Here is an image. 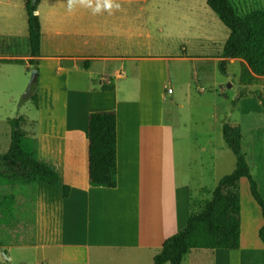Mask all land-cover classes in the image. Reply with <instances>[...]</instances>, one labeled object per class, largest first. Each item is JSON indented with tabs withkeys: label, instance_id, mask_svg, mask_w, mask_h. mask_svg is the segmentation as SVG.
Wrapping results in <instances>:
<instances>
[{
	"label": "rangeland",
	"instance_id": "374dc122",
	"mask_svg": "<svg viewBox=\"0 0 264 264\" xmlns=\"http://www.w3.org/2000/svg\"><path fill=\"white\" fill-rule=\"evenodd\" d=\"M232 1L240 13L264 5V0ZM24 4L25 0H0L2 174L10 172L2 155L10 142V120L14 116L24 117L22 127L40 159L48 158L50 145L60 146L63 138L68 150L81 153L83 137L74 125V117L80 114L85 123L90 109H93L91 114L98 111L96 104L99 98L96 93L87 91L94 84V78H102L100 63L107 67V72L111 69L106 61L91 60L88 68L80 60L61 59L43 51L37 68L34 65L27 68L24 55L29 52V42ZM48 6L47 3L40 6L42 15L47 14ZM145 7L148 12L145 26L153 38L156 37L154 27L160 26L163 35L176 31L178 36L191 38L195 48L210 55L222 56L223 42L229 28L208 6L207 0H148ZM62 8L66 17L60 21L61 26L66 21L64 27L76 28L83 33L88 32L89 27L100 29L106 25L104 9L94 11L95 0L91 7L76 4L71 10L68 0H62ZM73 9L81 15L72 14ZM218 62L209 59L198 63V66H203L199 78L202 87L207 90L194 89L191 95L193 170L195 177L199 171L204 172L203 177L197 176L192 190L196 210L201 209L203 202L211 197L218 179L235 166V155L223 138L224 123H229L232 136L238 139L245 151L251 173L264 196V109L256 96L257 92L264 96V75H256L251 82H245L241 77L245 64L241 58L228 60L226 73L221 72ZM33 69L40 72L31 79ZM240 88L246 95L239 98L237 106H233L232 99L236 98ZM147 102L153 106V95ZM202 159L206 166L199 170ZM79 176L84 178L85 174L81 172ZM10 182L0 184V203L5 196L15 198L16 216L13 211L12 218L15 225L9 227L0 223V264H85L75 260L71 253L69 241L76 236L73 233L76 232L77 210L75 213L70 208L67 219L60 216L57 198L62 195L61 189L58 192L55 187L45 184L49 193V198L45 199V185L27 181L23 177ZM200 182L205 185L204 190L198 189ZM97 199L102 200L95 199L94 213L103 216L105 228L110 233L113 216L126 212L127 205L115 200L111 193L100 192ZM218 207L238 216L240 239L227 247H193L183 257L181 264H264V244L258 235L262 224L260 208L251 196L246 177L237 181V187L224 190ZM63 228L66 229L65 235H68L66 240H60ZM142 248L90 247L88 264H130L131 257L135 256L138 257L136 264H151L156 254L148 259L153 247ZM139 257L144 261L139 262ZM165 264L172 263L168 261Z\"/></svg>",
	"mask_w": 264,
	"mask_h": 264
},
{
	"label": "crops",
	"instance_id": "0c3cea01",
	"mask_svg": "<svg viewBox=\"0 0 264 264\" xmlns=\"http://www.w3.org/2000/svg\"><path fill=\"white\" fill-rule=\"evenodd\" d=\"M147 1L114 0L120 7L111 12L104 9L106 25L100 29L89 27V31L83 33L64 27L66 21L61 26L60 21L66 17L62 0H39L37 5L41 28L39 59L43 51L61 59L80 60L83 66L87 61L85 67L88 68L91 60L106 61L111 68L107 72V67L100 63L102 78H94V84L87 91L96 93L99 98L98 111L116 114L117 152L111 183L94 181L91 176L90 129L94 112H90L93 109L87 112L85 123L80 114L73 120L83 137L81 153L68 150L63 138L60 146L50 145L48 158H41L60 176L57 185H46L55 187L58 192L60 189L62 192L63 184L70 186L68 195L57 198L59 213L67 219L70 208L77 210L76 232L73 233L76 236L69 242L75 260L85 264L89 261L90 247L99 246L153 247L148 257L151 259L167 237L187 224L194 181L204 173L199 171L195 177L193 170L191 95L194 89L207 90L202 87L199 72L203 66L198 63L209 59L217 61L222 56L195 48L191 38L178 36L176 31L163 35L160 26L154 27L156 37L153 38L145 26ZM44 3L49 5L46 15L40 11ZM73 12L75 16L81 15L74 9ZM47 24L50 26L44 27ZM24 57L28 68L29 52ZM102 84L110 88L104 90ZM152 95L153 106L147 102ZM205 166L206 162L200 160L199 170ZM81 172L84 178L79 176ZM46 185L45 199L49 198ZM204 187L203 182L198 184V189L204 190ZM100 192L111 193L115 200L127 205L126 212L113 216L110 233L103 216L94 213L95 199L102 200L97 199ZM10 196L16 216V200ZM65 231L63 228L60 240H66ZM137 259V256L131 257L130 264H136ZM140 261L144 258L139 257Z\"/></svg>",
	"mask_w": 264,
	"mask_h": 264
},
{
	"label": "trees",
	"instance_id": "16d2710c",
	"mask_svg": "<svg viewBox=\"0 0 264 264\" xmlns=\"http://www.w3.org/2000/svg\"><path fill=\"white\" fill-rule=\"evenodd\" d=\"M39 0H25L27 14V31L29 42L28 63L37 68L40 56V18L36 13ZM208 6L219 19L229 28V34L223 45L222 57L218 66L221 72H227L228 58H241L244 67L241 77L245 82H251L256 75H264V5L240 13L232 0H207ZM88 62L85 61V66ZM106 90L110 86L102 84ZM244 95L239 89L236 98L232 99L237 106L239 98ZM264 109V96L257 92ZM23 116H14L10 120V142L2 155L9 173L0 172V183L10 182L14 178L23 177L27 181L43 182L57 185L59 173L44 160L38 158L33 142L27 138L22 125ZM223 138L235 155V166L232 171L220 177L212 190L211 197L203 202L201 209L194 207L192 199L191 213L187 224L167 237L161 249L154 255L151 264H162L170 261L181 264L183 257L193 247L215 248L227 247L240 239L241 223L237 215L218 207L223 192L228 187H237V181L246 177L251 196L260 208L262 224L259 228V238L264 244V196L257 180L251 173L238 139L232 136L229 123L223 124ZM91 176L94 181L111 183L114 159L117 152L116 114L114 111H96L91 115L90 129ZM69 184L62 185V194L69 193ZM13 199L5 196L0 203V223L14 227Z\"/></svg>",
	"mask_w": 264,
	"mask_h": 264
},
{
	"label": "clouds",
	"instance_id": "9594fccd",
	"mask_svg": "<svg viewBox=\"0 0 264 264\" xmlns=\"http://www.w3.org/2000/svg\"><path fill=\"white\" fill-rule=\"evenodd\" d=\"M76 4H83L88 7H91L93 4V0H68V6L71 10L73 6ZM120 6L119 4H115L114 0H95V9L94 11H100L101 8L108 10L111 12L113 8L118 9Z\"/></svg>",
	"mask_w": 264,
	"mask_h": 264
},
{
	"label": "water",
	"instance_id": "95a60500",
	"mask_svg": "<svg viewBox=\"0 0 264 264\" xmlns=\"http://www.w3.org/2000/svg\"><path fill=\"white\" fill-rule=\"evenodd\" d=\"M37 73V70L36 69H33V75L31 77V79L35 78V74Z\"/></svg>",
	"mask_w": 264,
	"mask_h": 264
},
{
	"label": "bare ground",
	"instance_id": "6f19581e",
	"mask_svg": "<svg viewBox=\"0 0 264 264\" xmlns=\"http://www.w3.org/2000/svg\"><path fill=\"white\" fill-rule=\"evenodd\" d=\"M245 155H246V153H245ZM246 160H247V158H246ZM248 162V161H247ZM248 164H249V162H248ZM250 166V165H249ZM250 169H251V167H250Z\"/></svg>",
	"mask_w": 264,
	"mask_h": 264
},
{
	"label": "built area",
	"instance_id": "2783aa9c",
	"mask_svg": "<svg viewBox=\"0 0 264 264\" xmlns=\"http://www.w3.org/2000/svg\"><path fill=\"white\" fill-rule=\"evenodd\" d=\"M169 91L171 90V88L168 89Z\"/></svg>",
	"mask_w": 264,
	"mask_h": 264
}]
</instances>
